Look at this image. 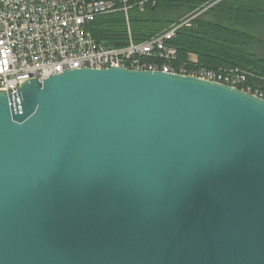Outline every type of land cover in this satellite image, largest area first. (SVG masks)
<instances>
[{"label":"water","instance_id":"obj_1","mask_svg":"<svg viewBox=\"0 0 264 264\" xmlns=\"http://www.w3.org/2000/svg\"><path fill=\"white\" fill-rule=\"evenodd\" d=\"M0 264H264V97L125 67L0 90Z\"/></svg>","mask_w":264,"mask_h":264},{"label":"built area","instance_id":"obj_2","mask_svg":"<svg viewBox=\"0 0 264 264\" xmlns=\"http://www.w3.org/2000/svg\"><path fill=\"white\" fill-rule=\"evenodd\" d=\"M148 3L156 0H0V90L14 94L28 79L44 81L70 69L125 67L195 75L264 97L240 68L176 65L178 50L171 40L200 12L148 39H135L130 10ZM116 12L125 16L124 45L99 40L91 27L97 17ZM190 62H197L196 56Z\"/></svg>","mask_w":264,"mask_h":264},{"label":"trees","instance_id":"obj_3","mask_svg":"<svg viewBox=\"0 0 264 264\" xmlns=\"http://www.w3.org/2000/svg\"><path fill=\"white\" fill-rule=\"evenodd\" d=\"M190 24L181 26L171 44L177 48L176 65L207 66L218 70L237 67L248 73L247 83L264 94V59L252 50L264 45V0H156L144 9L130 10L135 39L154 36L194 13ZM96 38L124 45L128 33L123 12L105 14L92 22ZM197 62H190L191 56Z\"/></svg>","mask_w":264,"mask_h":264},{"label":"rangeland","instance_id":"obj_4","mask_svg":"<svg viewBox=\"0 0 264 264\" xmlns=\"http://www.w3.org/2000/svg\"><path fill=\"white\" fill-rule=\"evenodd\" d=\"M183 21H186V18ZM259 37L264 41V32H260ZM252 50L264 59V45L255 44Z\"/></svg>","mask_w":264,"mask_h":264}]
</instances>
